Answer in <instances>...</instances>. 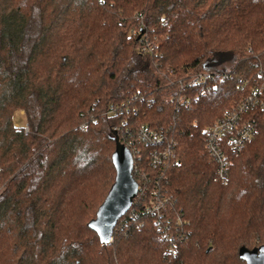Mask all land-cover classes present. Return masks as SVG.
I'll return each mask as SVG.
<instances>
[{"label": "trees", "instance_id": "obj_1", "mask_svg": "<svg viewBox=\"0 0 264 264\" xmlns=\"http://www.w3.org/2000/svg\"><path fill=\"white\" fill-rule=\"evenodd\" d=\"M210 60L200 94L187 81ZM261 81L264 0H0V264H245L239 247L264 244V108L225 181L204 129ZM139 126L176 141L163 183L185 234L165 239L136 194L101 244L87 223L114 181L113 128L127 144Z\"/></svg>", "mask_w": 264, "mask_h": 264}, {"label": "built area", "instance_id": "obj_2", "mask_svg": "<svg viewBox=\"0 0 264 264\" xmlns=\"http://www.w3.org/2000/svg\"><path fill=\"white\" fill-rule=\"evenodd\" d=\"M140 50H145V47L140 46ZM211 76L212 70L210 67H205L203 71L192 75L187 81V85L190 87L199 86L200 94H203L208 90L209 84L206 80ZM221 78H224V74H221ZM198 95L199 93H195L194 99ZM179 98L185 105H189L186 94L180 95ZM252 105H259L264 108V81L252 86L242 98L225 109L217 119L204 129V147L207 154L214 161L215 177L221 181H225L228 177L229 166L232 162L231 156L239 153L245 143L256 132L253 120L247 116L249 107ZM117 109V106L111 105L102 114H115ZM89 122H97V118L92 113L88 114L81 126L84 127ZM113 129L116 132V127ZM126 142L127 144L124 145L129 150L130 146L133 149V154L130 150L132 159L134 155L137 161L142 157V149L136 147L133 143H140L145 146L147 163L149 167L156 170V176L153 178L144 173L140 164L132 165L140 180L139 185L135 179L137 182L136 194H138V199L146 201L143 209L154 216L155 221L161 227L163 237L170 243H175L178 237L185 233L179 216L174 221H171V218L168 217L173 210V203L163 182L166 177L164 173L167 166L178 161L176 141L168 138L162 131L139 126L136 137L131 138L128 136Z\"/></svg>", "mask_w": 264, "mask_h": 264}, {"label": "water", "instance_id": "obj_3", "mask_svg": "<svg viewBox=\"0 0 264 264\" xmlns=\"http://www.w3.org/2000/svg\"><path fill=\"white\" fill-rule=\"evenodd\" d=\"M208 61L203 63L206 67ZM115 149L112 153V163L115 168L114 181L105 198L98 206L95 217L87 223L96 232L101 244L108 243L117 220L130 207L137 193V182L131 171L133 159L130 150L119 142L114 131ZM238 255L245 264H264V244L253 248L240 246Z\"/></svg>", "mask_w": 264, "mask_h": 264}, {"label": "rangeland", "instance_id": "obj_4", "mask_svg": "<svg viewBox=\"0 0 264 264\" xmlns=\"http://www.w3.org/2000/svg\"><path fill=\"white\" fill-rule=\"evenodd\" d=\"M212 64H213V61L210 60V61H208L206 67H211ZM226 65H227V64H226ZM22 113H23V112L20 111L19 113L16 112V113L14 114V118H15L18 122H20V123H23V122H24V117H23V114H22Z\"/></svg>", "mask_w": 264, "mask_h": 264}]
</instances>
